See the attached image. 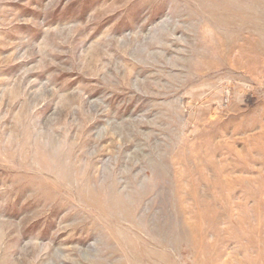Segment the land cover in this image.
<instances>
[{
    "label": "rangeland",
    "instance_id": "obj_1",
    "mask_svg": "<svg viewBox=\"0 0 264 264\" xmlns=\"http://www.w3.org/2000/svg\"><path fill=\"white\" fill-rule=\"evenodd\" d=\"M0 264H264V0H0Z\"/></svg>",
    "mask_w": 264,
    "mask_h": 264
}]
</instances>
